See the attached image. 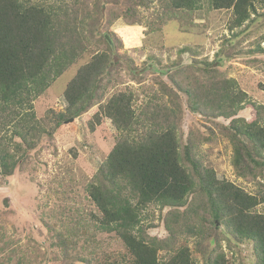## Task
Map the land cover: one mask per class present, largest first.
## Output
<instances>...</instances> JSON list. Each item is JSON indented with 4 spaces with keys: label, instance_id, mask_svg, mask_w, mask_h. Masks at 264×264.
I'll list each match as a JSON object with an SVG mask.
<instances>
[{
    "label": "trees",
    "instance_id": "1",
    "mask_svg": "<svg viewBox=\"0 0 264 264\" xmlns=\"http://www.w3.org/2000/svg\"><path fill=\"white\" fill-rule=\"evenodd\" d=\"M210 4L216 10H232V29L250 23L257 12L255 0H210ZM201 5L202 0H166L165 7L192 14ZM72 11L69 6L56 11L36 0H0V173L12 176L27 150L36 149L47 136L54 137L61 122L99 106V113L116 128L117 138L87 187L98 210L92 219L101 230L122 240L129 257L97 262L92 258L87 264H196L190 239L203 241L214 235L218 245L219 238L213 234L218 224L229 229L236 241L252 244L255 264H264V213L256 210L264 202V190L252 195L233 182L220 180L200 162L197 148L204 137L181 143L183 112L174 100L173 88L161 83L163 94L170 99L158 95L139 107L134 92L128 90L104 102L103 81L112 78L115 65L109 40L110 51L95 54L68 83L66 113L55 115L56 119H38L35 101L87 49L77 26L80 13L76 16ZM202 70L205 80L190 71L196 73L194 80L187 79L188 85L179 88L186 93L189 108L212 118L230 119L227 129L232 132L236 174L244 178L247 173L254 178L264 175V104L250 100L237 81L223 72L209 67ZM175 74L188 76L182 71ZM247 106L256 112L251 122L237 117ZM100 114L95 116L99 124ZM12 128L8 136L6 131ZM152 205L161 214L169 209L162 219L169 233L166 239L150 237L148 230L153 227L143 224V213ZM218 247L215 250L220 254L209 259V264L225 263L222 247Z\"/></svg>",
    "mask_w": 264,
    "mask_h": 264
},
{
    "label": "rangeland",
    "instance_id": "2",
    "mask_svg": "<svg viewBox=\"0 0 264 264\" xmlns=\"http://www.w3.org/2000/svg\"><path fill=\"white\" fill-rule=\"evenodd\" d=\"M36 1L56 11L69 6L71 13H80L77 26L87 42L79 60L35 101L38 119H56L55 115L66 113L68 83L95 54L110 51L107 39L113 45L115 65L112 78L103 81L104 102L128 90L134 92L139 107L158 95L170 99L163 94L161 83L173 88L174 100L183 112L181 143L204 137L197 148L200 162L213 169L220 180L233 182L252 195L264 190L262 173L256 178L247 173L244 178L235 172L232 132L227 129L231 120L193 112L186 93L179 89L188 85L187 79L194 80L196 73L190 71L202 76V69L209 67L235 79L250 100L264 104V0H255L257 12L241 29L231 28L232 10H216L210 0H202L192 14L168 10L166 0ZM185 47L188 50L179 52ZM191 66L193 70L188 69ZM180 71L189 77L175 74ZM99 110L95 106L72 122L71 118L64 120L54 137L47 136L36 149L27 150V157L12 176L0 173V264H87L92 258L97 262L129 257L122 240L101 230L92 219L98 210L87 187L117 138L112 121ZM97 114L101 115L100 124ZM237 117L251 122L256 112L247 106ZM12 131H6L7 135ZM256 210L264 213V202ZM168 212L161 214L159 207L152 205L143 213L144 226L153 227L148 230L150 237L168 238L162 221ZM213 234L219 238L224 264H255L252 244L236 241L221 224ZM172 245L180 247V243ZM218 245L214 235L189 241L196 264L213 261L220 254L215 250Z\"/></svg>",
    "mask_w": 264,
    "mask_h": 264
},
{
    "label": "water",
    "instance_id": "3",
    "mask_svg": "<svg viewBox=\"0 0 264 264\" xmlns=\"http://www.w3.org/2000/svg\"><path fill=\"white\" fill-rule=\"evenodd\" d=\"M74 120V118H71L69 121L72 122Z\"/></svg>",
    "mask_w": 264,
    "mask_h": 264
}]
</instances>
